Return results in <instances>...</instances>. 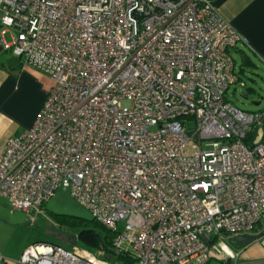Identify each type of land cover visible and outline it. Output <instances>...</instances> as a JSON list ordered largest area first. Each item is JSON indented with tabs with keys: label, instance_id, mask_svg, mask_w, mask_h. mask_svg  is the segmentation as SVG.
Instances as JSON below:
<instances>
[{
	"label": "built area",
	"instance_id": "obj_1",
	"mask_svg": "<svg viewBox=\"0 0 264 264\" xmlns=\"http://www.w3.org/2000/svg\"><path fill=\"white\" fill-rule=\"evenodd\" d=\"M240 40L212 0H0L1 47L52 80L0 152V196L30 213L68 190L135 264H205L219 236L264 247V109L226 99ZM17 264L112 263L36 243Z\"/></svg>",
	"mask_w": 264,
	"mask_h": 264
},
{
	"label": "crops",
	"instance_id": "obj_2",
	"mask_svg": "<svg viewBox=\"0 0 264 264\" xmlns=\"http://www.w3.org/2000/svg\"><path fill=\"white\" fill-rule=\"evenodd\" d=\"M212 4L241 36L230 53L242 80L244 69L264 67V0H212ZM8 52L0 45V152L10 137L32 126L52 85L47 74ZM232 245L228 262L216 264H264L259 242Z\"/></svg>",
	"mask_w": 264,
	"mask_h": 264
},
{
	"label": "rangeland",
	"instance_id": "obj_3",
	"mask_svg": "<svg viewBox=\"0 0 264 264\" xmlns=\"http://www.w3.org/2000/svg\"><path fill=\"white\" fill-rule=\"evenodd\" d=\"M5 40L12 41L9 33ZM12 54L11 51L7 53ZM241 77L245 85H232L226 92L227 101L248 112L264 109V67H248ZM194 126L193 120L187 122V128ZM91 219L90 211L62 188L41 209L30 213L13 209L7 199L0 196V264H17L23 252L36 243H51L66 249L81 248L77 237L85 227L84 222ZM233 253L232 238L219 236L210 244L205 261L210 259L216 264L223 255Z\"/></svg>",
	"mask_w": 264,
	"mask_h": 264
},
{
	"label": "trees",
	"instance_id": "obj_4",
	"mask_svg": "<svg viewBox=\"0 0 264 264\" xmlns=\"http://www.w3.org/2000/svg\"><path fill=\"white\" fill-rule=\"evenodd\" d=\"M85 227L77 239L79 246L88 251L99 252L98 257L112 264H135V259L127 252H118L113 246L115 234L94 218L84 222ZM210 262V260L208 261Z\"/></svg>",
	"mask_w": 264,
	"mask_h": 264
},
{
	"label": "water",
	"instance_id": "obj_5",
	"mask_svg": "<svg viewBox=\"0 0 264 264\" xmlns=\"http://www.w3.org/2000/svg\"><path fill=\"white\" fill-rule=\"evenodd\" d=\"M262 133H264V130L262 128H258V137L255 140V143L259 142L262 136ZM258 228L256 227L255 230ZM255 240V236L252 234L248 235H237L232 238V242L238 243L241 245H247Z\"/></svg>",
	"mask_w": 264,
	"mask_h": 264
}]
</instances>
